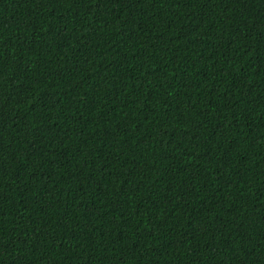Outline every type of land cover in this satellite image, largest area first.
<instances>
[{
    "label": "trees",
    "instance_id": "trees-1",
    "mask_svg": "<svg viewBox=\"0 0 264 264\" xmlns=\"http://www.w3.org/2000/svg\"><path fill=\"white\" fill-rule=\"evenodd\" d=\"M0 264H264V0H0Z\"/></svg>",
    "mask_w": 264,
    "mask_h": 264
}]
</instances>
